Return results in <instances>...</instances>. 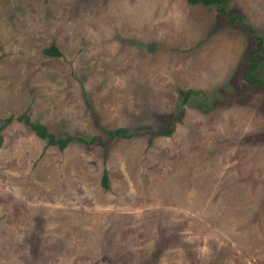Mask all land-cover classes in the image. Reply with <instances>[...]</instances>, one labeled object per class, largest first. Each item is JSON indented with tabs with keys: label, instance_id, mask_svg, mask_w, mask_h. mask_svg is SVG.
Wrapping results in <instances>:
<instances>
[{
	"label": "rangeland",
	"instance_id": "obj_1",
	"mask_svg": "<svg viewBox=\"0 0 264 264\" xmlns=\"http://www.w3.org/2000/svg\"><path fill=\"white\" fill-rule=\"evenodd\" d=\"M226 8L264 38V0ZM255 42L187 0H0V125L27 114L56 137L139 132L61 151L6 126L0 264H264V92L246 90L244 59ZM53 44L63 56L43 52ZM173 115L171 135L146 132Z\"/></svg>",
	"mask_w": 264,
	"mask_h": 264
},
{
	"label": "trees",
	"instance_id": "obj_2",
	"mask_svg": "<svg viewBox=\"0 0 264 264\" xmlns=\"http://www.w3.org/2000/svg\"><path fill=\"white\" fill-rule=\"evenodd\" d=\"M187 1L191 5L202 4L207 7L217 6L220 16V22L228 23V24L240 23L242 27L248 28L249 31L255 36L256 42L252 47H249V49H247L244 56L245 61L248 62L245 70V79L247 82L246 90L248 92L251 91L257 93L264 92V80L262 78H258L255 73L256 71L259 70L261 66L259 55L264 50V38L261 35L257 34V30H254L252 25H250L247 21H245V19L240 14H234V15L229 14L226 8L227 0H187ZM43 52L46 55L58 56V57L63 56V53L61 52L59 47L55 44L51 45L48 48H44ZM198 93H201V91L199 92V91L190 90L189 93H185V95L186 96L188 95L187 98H189V96H191L192 94H198ZM92 114L94 116L96 123L99 125V115L97 114V112H95V110L92 111ZM181 118L182 116L180 117L174 115L169 116L167 118L168 125L167 127L164 128V130L155 131L152 129H147L146 132H148L151 136L171 135V133L175 129L174 127L176 120H179ZM15 119L25 122L28 126L32 128V130L35 132L38 138L46 140L48 145L58 147L61 151L65 150L68 147V145L74 141L86 145L98 143L107 150V148L116 138L129 139L139 134V132L130 133L127 127H119L114 130H106L105 133H107L108 135V138L106 139L102 138L101 136H93L89 138L83 135H69V134L65 135V137H56L54 133H52L45 124L31 121L30 117L27 114H22V115L12 114L5 117L2 121L3 122L2 125H0V140L2 139L1 131H3L5 127L8 126ZM102 186L105 189L110 188V178L107 169L104 170L102 175Z\"/></svg>",
	"mask_w": 264,
	"mask_h": 264
}]
</instances>
